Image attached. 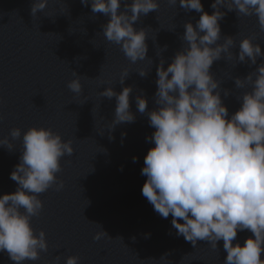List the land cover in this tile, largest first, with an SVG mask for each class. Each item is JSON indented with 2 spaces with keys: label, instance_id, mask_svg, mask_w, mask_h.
Returning a JSON list of instances; mask_svg holds the SVG:
<instances>
[{
  "label": "water",
  "instance_id": "1",
  "mask_svg": "<svg viewBox=\"0 0 264 264\" xmlns=\"http://www.w3.org/2000/svg\"><path fill=\"white\" fill-rule=\"evenodd\" d=\"M33 2L0 0V139L8 138L13 145L11 152L0 145V196L12 194L18 187L10 174L20 162L22 136L29 128L52 129L63 141L71 140L74 151L61 158L62 171L56 174L64 187L40 194L43 209L30 221L34 234L45 232L48 251L41 252L40 259L22 264H66L69 256H78V264H225L222 240L216 250L206 241H197L193 248L183 236H177L171 214L162 218L142 195L147 177L141 175V169L147 152L154 147L146 138L155 129L149 126L147 114L137 111L136 97L147 100V111L157 108V66L163 59L166 69L175 54L187 47L181 38L184 24L191 22L195 27L201 13L185 11L179 0L175 5L158 0L156 12L142 15L133 24L137 31L145 29L148 51L145 60L132 63L119 45L104 37L102 26L110 17L93 15L91 0L87 6L80 0H47L45 9L32 17ZM124 2L121 0L120 11ZM213 2L201 0L209 15L214 11ZM220 11L226 15L218 21V43L233 37L230 51L234 55L228 59L222 54L210 73L220 81L217 91L230 118L241 107L237 98L251 90L248 84L236 88L234 79H243L264 63V56L257 58L256 65L238 63L239 43L254 37L253 43L264 53V31L255 15L237 17L235 11L224 7ZM124 69L129 75L121 84ZM141 69L148 72L145 77L139 76ZM73 71L80 76L79 95L67 88L76 78ZM129 86V110L135 120L110 131L116 98L99 93L111 87L119 94ZM224 90L230 93L227 97ZM13 128L21 129L20 139L9 135ZM102 230L107 235L94 240ZM249 237V231H238L233 245L243 246ZM0 264L15 262L0 251Z\"/></svg>",
  "mask_w": 264,
  "mask_h": 264
},
{
  "label": "clouds",
  "instance_id": "2",
  "mask_svg": "<svg viewBox=\"0 0 264 264\" xmlns=\"http://www.w3.org/2000/svg\"><path fill=\"white\" fill-rule=\"evenodd\" d=\"M168 2L177 4V0ZM80 3L87 6L89 0ZM46 5L47 0H34L31 16ZM179 6L201 13L195 27L191 22L184 24L181 38L187 47L175 54L166 69L164 60H160L156 69V109L147 111V100L136 97L137 111L146 113L149 126L155 129L146 138L154 147L147 152L141 169V175L147 177L142 195L162 218L171 214L177 236H183L193 248L197 241H206L216 250L217 242L222 240L227 254L225 264H264V63L243 79H234L236 88L248 84L251 90L237 98L242 101L241 107L230 118L217 91L220 81L210 73L222 54L228 59L234 55L230 51L233 37H224L223 43H218V21L226 15L220 8L235 11L237 17L255 15L264 31V0H214L211 15L203 11L201 0H179ZM120 8L121 0H91L93 15L110 17L102 26L106 40L119 45L130 62L143 61L148 51L146 31L135 30L133 24L142 15L156 12L159 2L132 0L129 4L125 0L124 10ZM253 40L245 37L240 41L238 63L256 65L257 58L264 56ZM166 49L167 45L162 50ZM138 74L145 77L148 72L141 69ZM73 75L76 78L68 82L67 88L79 95L80 76L75 71ZM128 75V69H124L121 84ZM131 92L129 86L119 94L111 87L99 93L101 97L116 98L110 131L118 124L134 122L135 116L129 110ZM229 94L224 90L225 97ZM9 135L13 140L20 139L21 129L13 128ZM0 145L13 150L8 138L0 139ZM73 151L72 141H63L50 128L33 126L23 133L20 162L10 174L18 187L14 193L0 196V251L7 252L15 264L36 261L41 252L48 251L45 232L34 234L30 221L43 209L39 195L53 187L56 191L64 187L56 174L62 171L61 158L71 156ZM245 230L252 237L243 246L233 245L238 231ZM106 235L102 230L93 239ZM78 260V256H69L66 264H78Z\"/></svg>",
  "mask_w": 264,
  "mask_h": 264
}]
</instances>
